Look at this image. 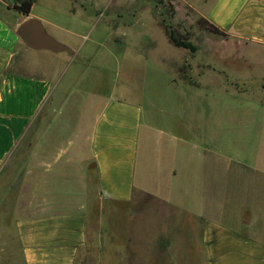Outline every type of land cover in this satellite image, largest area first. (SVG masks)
Returning <instances> with one entry per match:
<instances>
[{
	"label": "rangeland",
	"instance_id": "374dc122",
	"mask_svg": "<svg viewBox=\"0 0 264 264\" xmlns=\"http://www.w3.org/2000/svg\"><path fill=\"white\" fill-rule=\"evenodd\" d=\"M209 1L34 0L33 16L76 31L54 38L75 53L20 42L19 58L32 65L24 71L46 66L61 77L0 171V264H24L14 225L32 211L33 200L61 199L56 204L67 210L80 203L92 120L111 93L140 101L154 127L164 129L158 121L174 112L194 141L225 138L264 167V117L245 118L264 113V46L212 31L203 16ZM162 21L195 50L174 46ZM145 166L140 150L138 190ZM100 202L97 234L77 264H202L198 241L189 245L184 223L172 221L168 208L140 218L138 209L129 217Z\"/></svg>",
	"mask_w": 264,
	"mask_h": 264
},
{
	"label": "crops",
	"instance_id": "0c3cea01",
	"mask_svg": "<svg viewBox=\"0 0 264 264\" xmlns=\"http://www.w3.org/2000/svg\"><path fill=\"white\" fill-rule=\"evenodd\" d=\"M13 6L0 0V171L61 77L60 70L55 74L46 66L37 72L22 69L32 65L27 56L19 58L23 42L16 28L35 18L53 38L77 34L31 12L22 15ZM203 16L230 38L264 46V0H210ZM101 101L91 124L78 206L67 210L56 204L61 199L41 196L28 215L15 221L24 264H77L97 234L100 201L124 208L129 217L135 209L141 218L148 209L168 208L172 221L184 223L189 245L198 241L202 264H264L261 162L244 156L238 146H227L222 137L194 141L186 124L176 125L174 112L158 121L162 129L144 119L138 100L111 93ZM256 116L264 113L245 118ZM140 150L146 166L138 190Z\"/></svg>",
	"mask_w": 264,
	"mask_h": 264
},
{
	"label": "water",
	"instance_id": "95a60500",
	"mask_svg": "<svg viewBox=\"0 0 264 264\" xmlns=\"http://www.w3.org/2000/svg\"><path fill=\"white\" fill-rule=\"evenodd\" d=\"M15 33L31 49H46L53 52L67 51L72 53L66 45L51 37L38 19L29 18L25 20L16 28Z\"/></svg>",
	"mask_w": 264,
	"mask_h": 264
},
{
	"label": "trees",
	"instance_id": "16d2710c",
	"mask_svg": "<svg viewBox=\"0 0 264 264\" xmlns=\"http://www.w3.org/2000/svg\"><path fill=\"white\" fill-rule=\"evenodd\" d=\"M34 0H16V4L13 6V9L22 15H28L32 8ZM162 27L164 28L169 41L176 47H182L185 49L195 50V46L192 45L186 37H182L171 26L165 25V21H162ZM212 31L222 34L218 28L211 26Z\"/></svg>",
	"mask_w": 264,
	"mask_h": 264
}]
</instances>
